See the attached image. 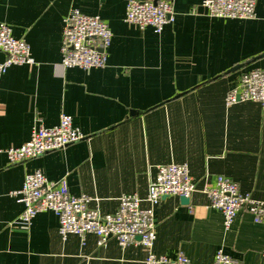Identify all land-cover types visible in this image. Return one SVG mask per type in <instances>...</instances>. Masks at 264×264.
I'll use <instances>...</instances> for the list:
<instances>
[{
  "label": "crops",
  "instance_id": "0c3cea01",
  "mask_svg": "<svg viewBox=\"0 0 264 264\" xmlns=\"http://www.w3.org/2000/svg\"><path fill=\"white\" fill-rule=\"evenodd\" d=\"M171 1L175 21L156 33L125 21L128 0H0V24L29 44L35 61L2 77L0 150L23 145L39 126L58 125L62 114L84 135L14 165L0 152V264H145L141 245L99 244L93 234L64 239L50 210L20 224L24 205L11 193L41 171L50 182L66 178L71 194L91 198V209L113 214L124 195L146 200L159 166L172 163H187L197 191L189 202L168 196L156 207L154 252L214 264L222 249L242 264H264V223L241 211L226 229L204 192L223 175L264 202V102L226 103L244 72L264 67V0L249 19L213 17L202 0ZM72 9L108 23L105 67L62 66Z\"/></svg>",
  "mask_w": 264,
  "mask_h": 264
},
{
  "label": "built area",
  "instance_id": "2783aa9c",
  "mask_svg": "<svg viewBox=\"0 0 264 264\" xmlns=\"http://www.w3.org/2000/svg\"><path fill=\"white\" fill-rule=\"evenodd\" d=\"M209 15L230 19H249L256 15V0H202ZM125 21L141 30L152 27L161 33L164 27L175 21L171 0H128ZM112 32L100 16L72 9L65 19L62 42V66L92 69L105 67L107 50L111 45ZM0 53L5 60L0 62V83L3 75L13 65H32L34 59L30 46L24 39H16L11 27L0 24ZM242 101L264 102V67L244 72L236 87L226 97L227 105ZM84 138L73 124V117L62 114L58 125L37 127L29 141L18 147L0 150L6 153L9 164L14 165L46 153L61 150ZM197 191L187 163L161 165L157 176L149 185L146 200L138 195H124L113 214H103L91 209V198L70 193L66 178L50 182L41 171L25 176L21 189L11 195L24 205L18 222L30 225L41 212L53 211L59 219V233L65 239L75 234L83 237L93 234L98 243L116 239L121 246L141 245L147 250L145 264H192L182 251L174 258L157 255L154 245L157 239L155 209L168 196L190 198ZM204 192L210 206L222 211L224 226L229 229L241 211L252 213L256 222L264 223V202L240 191L239 185L228 177L219 175L215 183H207ZM147 201L150 206H142ZM264 258V248L262 249ZM214 264H242L220 249Z\"/></svg>",
  "mask_w": 264,
  "mask_h": 264
},
{
  "label": "water",
  "instance_id": "95a60500",
  "mask_svg": "<svg viewBox=\"0 0 264 264\" xmlns=\"http://www.w3.org/2000/svg\"><path fill=\"white\" fill-rule=\"evenodd\" d=\"M262 57H264V53H263ZM241 67H242L241 65L236 66V67L233 68V70H237V69H239V68H241ZM182 199H183L185 202H189V198H187V197H182Z\"/></svg>",
  "mask_w": 264,
  "mask_h": 264
}]
</instances>
